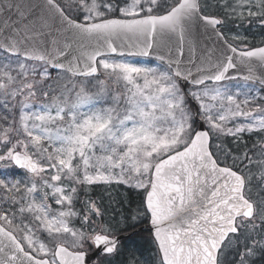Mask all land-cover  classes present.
I'll list each match as a JSON object with an SVG mask.
<instances>
[{
    "label": "rangeland",
    "instance_id": "rangeland-1",
    "mask_svg": "<svg viewBox=\"0 0 264 264\" xmlns=\"http://www.w3.org/2000/svg\"><path fill=\"white\" fill-rule=\"evenodd\" d=\"M57 1L82 21H94L113 14L135 17L163 13L176 0ZM203 1L236 28H251L248 21L258 22L239 31L230 26L227 29L225 23L229 40L249 44L264 41V0ZM204 9L209 12L208 6ZM99 65L104 73L101 78L74 80L46 64L0 51V96L5 99L0 107L18 103L13 122L3 114L4 108L0 109V141L6 138L11 144L16 123L17 133L23 137L13 143L24 146L41 165L34 175L14 172L7 163L0 166V221L18 233L29 251L52 264H59L54 256L57 242L73 249L85 237L71 224L80 189H91L97 195L100 191L107 209L123 225V210L131 194L139 199L144 195L153 164L187 144L195 126V108L187 93L213 136L231 135L238 145L246 144L247 135L258 138L255 146L264 140V90L257 83L236 79L184 92L173 72L157 59L106 56ZM6 110L11 114L12 109ZM244 155L237 161L242 162ZM259 158L250 162L255 169L246 172L251 183L262 181V187L264 152ZM249 195L259 204L263 194L252 190ZM247 223L253 228L260 226L256 220L245 222V227ZM232 242L224 247L220 260ZM251 245L262 247L264 233L251 240ZM125 255L122 264H162L154 248L141 253L127 251ZM116 257L110 255L104 264L120 262Z\"/></svg>",
    "mask_w": 264,
    "mask_h": 264
},
{
    "label": "water",
    "instance_id": "water-1",
    "mask_svg": "<svg viewBox=\"0 0 264 264\" xmlns=\"http://www.w3.org/2000/svg\"><path fill=\"white\" fill-rule=\"evenodd\" d=\"M220 20L204 15L200 0H180L163 14L111 17L94 22L71 18L55 0H0V48L54 70L78 76L100 75L104 55L159 59L184 89L230 79L251 80L264 88V45L239 49L218 29ZM198 128L189 144L159 160L145 195L147 224L115 236L96 234L94 250L73 251L58 244L60 264H94L112 254L124 238L151 232L163 264H218L219 253L237 219L251 218L254 203L244 196L245 178L214 157L211 136L196 113ZM14 164L30 173L38 163L23 152ZM0 264H51L26 252L17 237L0 224Z\"/></svg>",
    "mask_w": 264,
    "mask_h": 264
},
{
    "label": "trees",
    "instance_id": "trees-1",
    "mask_svg": "<svg viewBox=\"0 0 264 264\" xmlns=\"http://www.w3.org/2000/svg\"><path fill=\"white\" fill-rule=\"evenodd\" d=\"M4 102V97L0 96V104L2 103L3 105ZM3 108L5 111L0 112H3V114H8L10 118H8L7 120L13 122L17 116L18 103L15 102V105L13 107H9L8 104H5V107ZM3 108L0 107L1 110H3ZM6 109H12L10 111L11 114ZM15 124L16 123H13L14 128ZM196 124L197 123L194 119V125L196 126ZM12 132L13 135L10 140L11 144H7L6 138H2L0 141V148H5V151H0V166H3L4 164L10 162L11 156L10 152H8L9 150H12L13 148L15 150L24 148V146H22L21 144L15 146V143H13L14 139L18 140L22 138L23 134H19L14 130H12ZM211 135L212 149L219 161L222 164L230 165L242 170L241 166L246 163L245 160L246 157L248 159L249 153L244 155L243 162H240V164H237L235 162V158L233 156H239L242 150L243 152H245V148H235L232 142V137L228 135L226 136V138H219L213 136L212 133ZM249 139L252 142V139L248 138V140ZM246 145L248 146L249 143H247ZM249 148H252V146H249ZM13 168L15 172L19 171L15 167ZM262 183V181H259V184L258 182H253V187H251L250 189L255 190L257 191V193H262L264 195V186H259ZM133 194H131V197L129 198V203L127 204V206H125V209L123 210V225H120L121 222H119L118 216H116V214L114 215V213L108 210L105 206L106 204L101 198L100 191L97 195L96 191L93 192L91 191V189L88 190L85 187L80 189L74 199L73 207L76 208V215L72 216L71 224L73 225L75 230H82V232L85 233V237L74 249L91 250L93 248L91 236L96 232L114 235L123 232H129L143 224H146L148 222V214L144 206L143 194L140 195V199L135 198ZM263 195H259V204L255 199V202L257 204V213L255 217L252 220L243 218H240L238 220L240 224V232L237 235L232 236L233 242L229 247V251L225 252V254L222 255L220 264H264V245L262 247H253L251 245V240H254V238L258 237L261 233H264ZM94 207H96V209H94ZM115 219L118 220L114 221ZM254 220L258 221L260 223V226L253 224V228L249 223H247L248 226L245 227V222H252ZM127 243H129L128 246ZM129 245L133 247V249H131V247L129 249ZM153 248L157 251L158 254V249L151 233L147 231H141L139 233H135L130 238L124 239L120 243L118 251L112 256H117L116 258L118 261H120L121 259L125 261L124 259L127 257V255H125L127 251L141 253L145 250L151 251V249ZM252 253L254 256L251 255ZM109 256L110 255H100L97 260V263L95 264H104ZM113 263L122 264V261Z\"/></svg>",
    "mask_w": 264,
    "mask_h": 264
},
{
    "label": "flooded vegetation",
    "instance_id": "flooded-vegetation-1",
    "mask_svg": "<svg viewBox=\"0 0 264 264\" xmlns=\"http://www.w3.org/2000/svg\"><path fill=\"white\" fill-rule=\"evenodd\" d=\"M222 20H223V18L222 17H220ZM227 26V25H226ZM228 26H231V24H229ZM225 27V26H224ZM251 44H255L256 42H251V41H249ZM251 44H249V43H245V47H248V46H250Z\"/></svg>",
    "mask_w": 264,
    "mask_h": 264
}]
</instances>
